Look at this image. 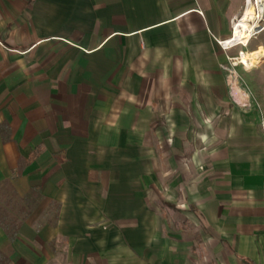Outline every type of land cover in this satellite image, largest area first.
<instances>
[{
	"label": "crops",
	"instance_id": "crops-1",
	"mask_svg": "<svg viewBox=\"0 0 264 264\" xmlns=\"http://www.w3.org/2000/svg\"><path fill=\"white\" fill-rule=\"evenodd\" d=\"M244 6L0 0V187L33 200L11 262L264 264V129L222 67Z\"/></svg>",
	"mask_w": 264,
	"mask_h": 264
},
{
	"label": "rangeland",
	"instance_id": "rangeland-1",
	"mask_svg": "<svg viewBox=\"0 0 264 264\" xmlns=\"http://www.w3.org/2000/svg\"><path fill=\"white\" fill-rule=\"evenodd\" d=\"M244 8L246 9L245 6ZM245 9L243 10V12L245 11ZM242 14L239 16L240 18L242 17ZM262 23L264 24V16ZM259 49H264V28L261 31L255 33L246 46L236 45L235 47H232L231 57L234 59V62H238L237 66L235 67L237 75V84H235L236 96L238 97V100L241 104L247 105V107H244L245 109H254L259 114L261 126L264 129V59L251 67H248L240 62V60L246 57L248 53ZM165 204L159 201L157 203V206L162 209H166L167 205ZM32 207L33 200L27 198L23 199L19 197L15 190L11 188V185L0 187V222L2 221V219H6V224L10 226V231H5V233L7 234L11 242H14L20 236V229L23 225V222L30 214V210H32ZM54 211L55 209L52 208V212ZM169 214V216L166 215V217H169L172 221H174V223L178 222L181 224L184 222L183 224L186 225V230H189V228L192 229V226L189 225L188 220L182 222L183 215L181 213H178L176 210H174ZM15 226L16 229H14ZM2 228L5 229V226H3ZM26 233H28V235L32 234L28 231H26ZM188 234H190V232ZM204 234V231H202V234L200 236L196 234V239L198 240V242L204 241ZM20 237H22V235ZM26 241L29 242L28 239ZM25 248L26 247H23L22 249L25 250ZM197 249H200L201 252V264H205L206 260L203 251L204 248L199 246ZM197 249L195 250V253H197ZM27 255L29 256L21 258V261H10L9 264H70L64 261L55 263H41L36 261V258L34 256L30 254Z\"/></svg>",
	"mask_w": 264,
	"mask_h": 264
},
{
	"label": "bare ground",
	"instance_id": "bare-ground-1",
	"mask_svg": "<svg viewBox=\"0 0 264 264\" xmlns=\"http://www.w3.org/2000/svg\"><path fill=\"white\" fill-rule=\"evenodd\" d=\"M264 16V0H249L242 17L235 22L234 35L226 42V45H247L258 27L264 26L262 23ZM264 59V49L252 51L242 58L240 62L248 67L256 65Z\"/></svg>",
	"mask_w": 264,
	"mask_h": 264
},
{
	"label": "built area",
	"instance_id": "built-area-1",
	"mask_svg": "<svg viewBox=\"0 0 264 264\" xmlns=\"http://www.w3.org/2000/svg\"><path fill=\"white\" fill-rule=\"evenodd\" d=\"M248 1L249 0H245V7L248 5ZM237 20L238 19H236L233 23V35H234V30H235L234 24ZM228 40H230V39H228ZM228 40L223 41L221 44H223L227 48L235 47V46H231V45H226V42ZM237 64H238V62H234V59L232 57H228V62L222 65L223 69L227 72L228 85H229L231 92H235V84H237V75H236V70H235V67L237 66ZM235 94H236V92H235ZM238 102H239V100H238ZM239 104L242 107H247L246 104L243 105L240 102H239Z\"/></svg>",
	"mask_w": 264,
	"mask_h": 264
},
{
	"label": "trees",
	"instance_id": "trees-1",
	"mask_svg": "<svg viewBox=\"0 0 264 264\" xmlns=\"http://www.w3.org/2000/svg\"><path fill=\"white\" fill-rule=\"evenodd\" d=\"M5 220L2 219L1 224L5 226V231H10V226L6 224ZM14 229H16V226ZM9 262H10L9 256L0 249V264H9Z\"/></svg>",
	"mask_w": 264,
	"mask_h": 264
},
{
	"label": "water",
	"instance_id": "water-1",
	"mask_svg": "<svg viewBox=\"0 0 264 264\" xmlns=\"http://www.w3.org/2000/svg\"><path fill=\"white\" fill-rule=\"evenodd\" d=\"M264 28V26L258 27L257 31H261Z\"/></svg>",
	"mask_w": 264,
	"mask_h": 264
}]
</instances>
